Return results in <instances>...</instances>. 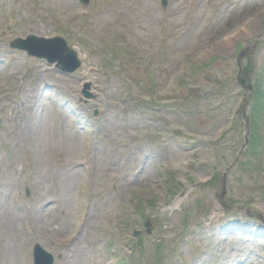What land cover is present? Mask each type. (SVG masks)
I'll list each match as a JSON object with an SVG mask.
<instances>
[{
    "label": "rangeland",
    "instance_id": "1",
    "mask_svg": "<svg viewBox=\"0 0 264 264\" xmlns=\"http://www.w3.org/2000/svg\"><path fill=\"white\" fill-rule=\"evenodd\" d=\"M262 98L264 0H0V264H264V127L234 163Z\"/></svg>",
    "mask_w": 264,
    "mask_h": 264
},
{
    "label": "water",
    "instance_id": "2",
    "mask_svg": "<svg viewBox=\"0 0 264 264\" xmlns=\"http://www.w3.org/2000/svg\"><path fill=\"white\" fill-rule=\"evenodd\" d=\"M33 42H36L33 44ZM13 47L26 49L28 53L46 57L49 60H58L66 69L72 71L76 67L74 54L70 52L61 39H37L28 37L27 40H16Z\"/></svg>",
    "mask_w": 264,
    "mask_h": 264
},
{
    "label": "bare ground",
    "instance_id": "3",
    "mask_svg": "<svg viewBox=\"0 0 264 264\" xmlns=\"http://www.w3.org/2000/svg\"><path fill=\"white\" fill-rule=\"evenodd\" d=\"M8 235V237L9 236H11V235H9V234H7ZM12 242H13V239H12ZM12 246H14L13 244H12ZM11 251H14V250H12L11 248H9ZM14 249H15V246H14Z\"/></svg>",
    "mask_w": 264,
    "mask_h": 264
}]
</instances>
